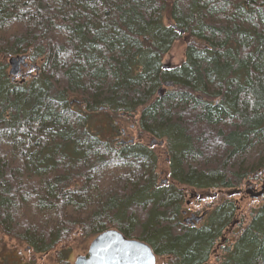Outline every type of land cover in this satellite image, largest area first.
I'll use <instances>...</instances> for the list:
<instances>
[{"label": "trees", "instance_id": "1", "mask_svg": "<svg viewBox=\"0 0 264 264\" xmlns=\"http://www.w3.org/2000/svg\"><path fill=\"white\" fill-rule=\"evenodd\" d=\"M17 56L33 67L16 82ZM246 182H264V0H0V264H69L76 237L108 229L202 264L237 215L217 264H264V200L180 222L186 190Z\"/></svg>", "mask_w": 264, "mask_h": 264}, {"label": "water", "instance_id": "2", "mask_svg": "<svg viewBox=\"0 0 264 264\" xmlns=\"http://www.w3.org/2000/svg\"><path fill=\"white\" fill-rule=\"evenodd\" d=\"M183 33V30H179ZM25 56H17L9 58L8 64L11 67L9 75L15 77L20 65L26 66ZM168 68V66H164ZM170 84H166L169 86ZM162 141L157 142L152 140L150 145H162ZM239 191L230 192V194L238 193ZM264 189L251 194V197L263 196ZM217 193L212 196L216 197ZM209 197L210 193H206ZM202 217L194 218L199 221ZM191 220V219H187ZM186 220V221H187ZM156 257L151 251V248L144 242L129 239L122 235L119 231L109 229L96 235L90 242L85 256H78L73 264H155Z\"/></svg>", "mask_w": 264, "mask_h": 264}, {"label": "rangeland", "instance_id": "3", "mask_svg": "<svg viewBox=\"0 0 264 264\" xmlns=\"http://www.w3.org/2000/svg\"><path fill=\"white\" fill-rule=\"evenodd\" d=\"M170 24L169 21H165V24ZM185 48V43L183 41H177L173 44L171 50L166 54L163 62H162V66H169L167 70H171L177 66H179L182 61H183V51ZM6 71H9V68H7ZM130 125L131 123H128L126 128H125V132L128 133V136H131V139H135L136 135L130 131ZM148 140L146 142V140L144 141V144L148 145ZM155 151H158L159 155L161 156L162 160L164 158L163 155V151H161L160 148L156 147ZM165 159V158H164ZM165 170H167V167L162 163L159 165V171L161 173L160 181H164L167 180V174H163L165 172ZM261 185V184H260ZM259 185V186H260ZM256 187V190L259 191L260 187ZM243 190V188L241 189ZM248 195V194H247ZM222 196V195H221ZM221 196L218 195L216 198L213 199H209L211 201H206L204 203H207L206 207H208L210 210H213L215 207H219L221 206ZM233 201H236L237 206L239 207L240 211L241 209L245 212L247 211V209L251 208V205H257L258 203H260V201H256V200H252L248 197H245L244 199L240 200V197H232L231 198ZM239 200V201H238ZM194 202V201H193ZM206 210V209H205ZM198 211V210H197ZM202 217V216H201ZM239 216L237 215L235 217V219L233 220V222L231 224L228 225L227 230L225 231V233L222 235V237L226 240H224L223 242L218 241L217 245L215 246V248L213 249L211 255H209L208 260L202 264H217L219 260L221 259L222 254L224 253V250L226 249L227 246H230L233 242L234 239L236 238L238 232L240 231V229H242L243 223H239ZM206 220H204L205 222ZM203 224L199 223V226ZM77 236V235H75ZM93 238H88V239H83V238H75V240L73 242H71L69 244V246L65 249L67 252V257H68V262L69 264H73L75 259L78 256H84L87 254V250H88V246L91 242ZM226 241V242H225ZM7 248H13L16 247V243H14L13 241H9L8 244L6 245ZM19 251V255L24 256V258H27V252L24 253V251L22 250V248H18ZM166 259V257H162L159 256V258L157 257V264H162V262ZM44 263L45 264H57L54 260L52 256H48L44 259Z\"/></svg>", "mask_w": 264, "mask_h": 264}, {"label": "flooded vegetation", "instance_id": "4", "mask_svg": "<svg viewBox=\"0 0 264 264\" xmlns=\"http://www.w3.org/2000/svg\"><path fill=\"white\" fill-rule=\"evenodd\" d=\"M31 71H32V69H30L28 66L27 67L23 66V67L20 68V71H19L18 75L13 80L17 82L18 79L28 78V76L30 75L29 73ZM131 127H132V125H131ZM120 131H121V138H120L119 141H120L121 145L124 146L127 143L132 144V140L133 139H131V136H128L129 134L126 133L124 131V129H121ZM163 154H164V156H166L165 155V151H163ZM168 178H169V175L167 174V179ZM262 184H263V182L259 186L260 188H261ZM162 185L165 186L166 183L163 182ZM247 188H252V190H254V189L256 190V187L250 186V184L246 182L245 183V187L243 188V190H241V192H239V193H237L235 195L237 197L239 196L240 200L244 199L245 197L250 198L249 195L245 194V189H247ZM207 192H210V196L209 197L206 196ZM232 192H234V191H232ZM212 193H217V196L218 195H220V196L222 195L221 198H220L221 199V203H220L221 206L215 207L213 210H210L208 207H206L207 203H204V202L211 201L209 199H213V198L217 197V196L213 197ZM231 196L232 195L230 194V191H226V190H222V189H217L215 191H210V190L187 191L186 190V192L184 194V198H183L184 202L181 204V209L179 211L180 222H182L184 225H186V226H188L190 228H195V229H200V228H203V227H207L210 224L209 221H210L211 216L213 217V215H214V213H215V211L217 209L223 208L224 206H226L227 205V201L229 200V198ZM252 200H255V199H252ZM263 200H264V197L256 199V201H260V202H262ZM259 205H260V203H259ZM200 216H202V218L199 221H195L194 220V218H198ZM187 219H191V220H187ZM204 220H206V221L204 222ZM202 222H203V224H201L199 226V223H202ZM227 228H228L227 222H225L223 224V226L221 227L220 232L214 238L213 249L217 245L218 241L223 242L224 240H226V239H224L222 237V235L225 233ZM227 247H229V246H227ZM155 256L159 258V256H157V255H155ZM222 256H223V254H222ZM221 259L223 260L224 258L222 257ZM222 260H221V262H222Z\"/></svg>", "mask_w": 264, "mask_h": 264}, {"label": "bare ground", "instance_id": "5", "mask_svg": "<svg viewBox=\"0 0 264 264\" xmlns=\"http://www.w3.org/2000/svg\"><path fill=\"white\" fill-rule=\"evenodd\" d=\"M7 68H9V71H7V73H9L10 72V69H11V67L9 66V65H7ZM7 70V69H6ZM264 189V182H263V184H262V186H261V189ZM256 192H259V191H256ZM255 192V193H256ZM264 195V194H263ZM224 264V263H223Z\"/></svg>", "mask_w": 264, "mask_h": 264}]
</instances>
